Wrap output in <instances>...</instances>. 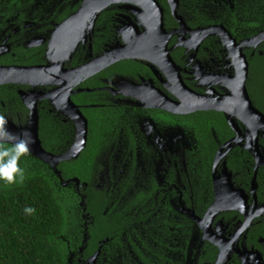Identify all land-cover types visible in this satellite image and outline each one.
I'll use <instances>...</instances> for the list:
<instances>
[{"label":"flooded vegetation","instance_id":"flooded-vegetation-1","mask_svg":"<svg viewBox=\"0 0 264 264\" xmlns=\"http://www.w3.org/2000/svg\"><path fill=\"white\" fill-rule=\"evenodd\" d=\"M156 1L170 36L165 52L173 63L167 62L161 50L156 51L165 56L163 60H122L91 75L70 96L87 121V143L81 152L86 149L93 159L90 182L67 180V186L72 185L81 199L78 213L84 245L89 224H93L87 206L82 205L86 190L98 194L104 218L123 195L130 198L135 209L144 208L147 215L145 223L139 227L135 224L130 235L122 234L123 250L116 254L114 250L105 251L104 244L110 240L105 238L98 242L92 257L78 261L264 264V127L250 129L237 119L242 137L227 145L236 132L224 113L192 111L204 101L232 95L230 85L238 82L247 65L249 97L264 115V39L256 41L264 33V0ZM83 3L31 1L21 24L15 21L17 24L0 28V67L60 64L64 59L47 58L49 43L57 27L78 13ZM125 5L112 6L111 28L99 25L100 13L94 28L79 29L80 35L73 39L69 35L72 44L79 43L63 62L66 70L80 68L108 50L126 46L124 30H150ZM46 21L50 28L43 26ZM131 24L137 28H131ZM222 28L228 34L225 38ZM133 37L130 34V39ZM21 44L29 50L39 49L36 57L42 56L44 63L14 64L20 55L14 47ZM164 44V38L152 42L155 49ZM8 85L10 94L0 96V120L8 118L19 126L26 125L30 115L26 102L36 104L38 113L47 109L50 116L56 114L60 119L49 122L59 125L54 138L56 155L67 153L76 141L78 128L68 97L64 93L54 101L40 97L39 92L49 93L57 86H0ZM167 100L172 102L170 110L165 108ZM217 115L224 121L214 120ZM87 170L83 168L84 176ZM124 191L126 194L121 195ZM140 192L146 194V200L135 204L133 200ZM108 194L113 197L107 203ZM136 249L144 260L137 256ZM69 262L72 264L71 259Z\"/></svg>","mask_w":264,"mask_h":264},{"label":"trees","instance_id":"trees-1","mask_svg":"<svg viewBox=\"0 0 264 264\" xmlns=\"http://www.w3.org/2000/svg\"><path fill=\"white\" fill-rule=\"evenodd\" d=\"M31 1L0 0V28L17 24L15 21L21 24L26 19V9ZM112 18L111 6L101 13L99 25L111 28ZM43 26L50 28L47 21ZM14 51L20 53L14 64L44 63L42 56L36 57L39 49L29 50L21 44L15 46ZM8 88L11 86H0V96L10 94ZM42 106L48 107L46 104ZM21 108L25 110L23 106ZM24 113L27 114V111ZM39 117V137L43 148L51 154H59L55 150L57 145H54L59 125L49 122L60 119L56 114L50 116L47 109H40ZM214 120L224 121L221 115ZM91 156L85 149L78 158L60 163L58 171L63 181L75 178L80 182H90ZM84 167L88 169L87 176H84ZM72 187H63L59 176L48 164L21 148L0 145V264H70V259L72 264H81L78 259L86 261L92 257L98 242L105 238L110 239L104 244L105 251L114 250L116 254L115 251L123 250L122 234L130 235L135 224L139 227L147 220L144 208L135 209L130 205V198L123 195L126 191L121 194L123 199H119L104 218L98 194L86 190L85 205L93 224H89L88 241L84 245L83 223L78 213L81 199ZM112 197L108 194L105 201L110 202ZM145 200L146 194L140 192L133 201L142 204ZM82 247L86 248L80 253ZM136 254L144 260L141 251L136 249Z\"/></svg>","mask_w":264,"mask_h":264},{"label":"water","instance_id":"water-1","mask_svg":"<svg viewBox=\"0 0 264 264\" xmlns=\"http://www.w3.org/2000/svg\"><path fill=\"white\" fill-rule=\"evenodd\" d=\"M173 1L170 0L171 3ZM118 4H126L125 8L141 17L146 28H150V30L144 33L140 31L130 33V31L124 30L122 33L127 42L126 46L108 50L102 56L93 59L80 68L66 70L63 67V62L66 58L71 57L79 43V40H77L75 44H72V37L77 34L80 35L79 29L81 28H94L96 17L109 7ZM123 28H130V26H124ZM131 28L137 27L131 24ZM218 30L221 31V28H218ZM130 34L134 36L131 39ZM69 35L72 38L71 40L69 39ZM225 36H228V34L225 31L223 32L222 28V37L225 38ZM169 37L164 29L163 10L156 0H84L81 10L57 27L49 43L47 58L54 61H58L61 58L64 60L60 61V64L57 63L55 65L0 67V85L24 84L31 87L57 86L58 89H54L55 91L53 90L49 93L39 92L40 97L52 101L58 94L64 93L70 101L73 89L77 85L81 84L91 75L99 73L116 62L126 59H153L151 57H154L156 60H163L166 56L167 62L170 64L173 63L168 53L166 54ZM162 38L165 39L166 44L162 48L155 49L152 42L156 41L159 43ZM262 39H264V33L256 37V41ZM153 50L154 53H152ZM156 50L163 51L165 56L162 55L161 51L157 53ZM155 55L157 58H155ZM247 75L248 66L245 65L241 74L238 76V82L230 85L232 95L214 102L204 101V103L198 104L197 108L192 109V111L197 109L207 111L216 110L226 115L229 125L236 132V137L227 145H231L232 142H237L242 137L237 125V119L244 121L250 129H255L259 125L264 127V115L253 106L246 88ZM193 103L195 102H192V105ZM171 104L172 102L167 100L165 108L170 110ZM201 104L202 106H199ZM26 105L30 110L29 120L26 125L19 126L8 118L0 120V145L7 144L16 146L48 164L59 176L62 186L66 187L70 181H63L58 171V165L78 158L81 151L85 148L87 143V121L77 110V107L70 101V105L75 110L77 116L76 122L78 128L76 141L67 153L54 155L46 151L42 146L39 137L40 117L37 105H32L27 102ZM72 182L79 183L80 181L73 179ZM83 204H85V199H82ZM95 260L96 257L92 259V261Z\"/></svg>","mask_w":264,"mask_h":264}]
</instances>
